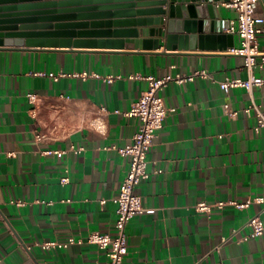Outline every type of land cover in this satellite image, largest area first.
<instances>
[{
  "label": "crops",
  "instance_id": "obj_1",
  "mask_svg": "<svg viewBox=\"0 0 264 264\" xmlns=\"http://www.w3.org/2000/svg\"><path fill=\"white\" fill-rule=\"evenodd\" d=\"M226 1L217 3L225 23L236 17ZM258 12L264 15V0ZM150 28L125 24L105 37H151ZM259 41L264 50V35ZM122 47H0V264H106L94 244H41L113 233L115 198L130 167L113 146L128 145L139 129V119L124 113L149 88L146 76L203 69L208 77L172 80L161 91L169 111L149 153L151 176L137 187L146 211L128 224L122 264H264V233L247 238L246 225L261 204L196 209L264 195V128L257 131L255 111H246L252 98L264 106V86L222 88L248 77L244 57L222 44L167 49L163 37L157 49ZM255 73L264 77V67Z\"/></svg>",
  "mask_w": 264,
  "mask_h": 264
},
{
  "label": "water",
  "instance_id": "obj_2",
  "mask_svg": "<svg viewBox=\"0 0 264 264\" xmlns=\"http://www.w3.org/2000/svg\"><path fill=\"white\" fill-rule=\"evenodd\" d=\"M220 0H0V47L167 49L234 47L224 33ZM121 2V3H119ZM123 2V3H122ZM165 15H168L166 18ZM151 26V37L106 38L112 27ZM167 28H164V25ZM154 26V27H153ZM186 27L188 33L175 31ZM135 31V29H127ZM146 31V29H145ZM115 33L122 32L115 29ZM157 35V36H155ZM228 40V43H227Z\"/></svg>",
  "mask_w": 264,
  "mask_h": 264
},
{
  "label": "built area",
  "instance_id": "obj_3",
  "mask_svg": "<svg viewBox=\"0 0 264 264\" xmlns=\"http://www.w3.org/2000/svg\"><path fill=\"white\" fill-rule=\"evenodd\" d=\"M261 0H228L225 5L236 12V17L223 22L224 31L238 34L240 37V45L230 48V52L240 54L244 57V68L248 73L246 79L233 78L227 79L220 83L221 87L228 89L231 87H244L249 93H252L255 87L264 86V77L257 76L255 71L257 68L264 67V50L260 47V36L264 35V15L258 12ZM195 75L208 77L209 72L206 69L197 71L194 75L184 76L166 75L155 77L153 75L146 76L149 82V88L143 91L140 97L132 104L131 108L124 114L126 116H134L139 119V129L134 134L133 140L126 146H113L121 155L130 158V167L124 180L122 181L119 193L115 198L117 204V219L113 233L93 232L86 239L70 236L68 239L46 241L41 244L45 249L67 248L72 244L90 243L96 245L99 249L105 251L107 255L106 264H122L129 254L127 227L129 222L136 215L146 211L143 204L142 195L137 192V187L147 181L151 173L148 170L149 153L154 145L158 131L164 126V120L168 114V107L165 104L161 91L172 80L182 83L193 79ZM139 77V76H138ZM31 102L36 101V94L30 93ZM229 110V104L225 105ZM103 110H106L103 107ZM254 110L256 114V130L264 128V106L255 102L252 98L251 104L246 111ZM116 112H119L118 110ZM236 115V112H230ZM97 127L105 132V123L103 120H97ZM38 140L45 138L44 134L37 136ZM264 169V162H263ZM69 178H63L68 181ZM262 205L259 213L250 217L247 226L251 228V233L247 238H255L264 233V195L256 196L244 203L235 201H219L215 205L206 203L205 201L196 204V209L201 212H210L212 206L223 208L226 205H234L243 208L251 203ZM227 239H223V243ZM221 245L217 247L219 250ZM216 264H229L221 259Z\"/></svg>",
  "mask_w": 264,
  "mask_h": 264
}]
</instances>
